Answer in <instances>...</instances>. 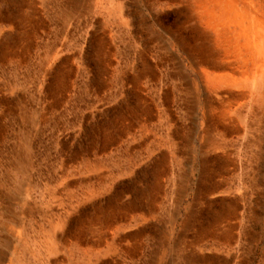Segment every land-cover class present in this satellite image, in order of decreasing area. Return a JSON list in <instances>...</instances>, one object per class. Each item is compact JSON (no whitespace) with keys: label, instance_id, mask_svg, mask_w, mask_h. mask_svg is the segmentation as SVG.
<instances>
[{"label":"rangeland","instance_id":"obj_1","mask_svg":"<svg viewBox=\"0 0 264 264\" xmlns=\"http://www.w3.org/2000/svg\"><path fill=\"white\" fill-rule=\"evenodd\" d=\"M102 1L0 0L1 264H264V109L203 88L205 6Z\"/></svg>","mask_w":264,"mask_h":264},{"label":"bare ground","instance_id":"obj_2","mask_svg":"<svg viewBox=\"0 0 264 264\" xmlns=\"http://www.w3.org/2000/svg\"><path fill=\"white\" fill-rule=\"evenodd\" d=\"M195 3L196 6L198 5L200 8L205 6L202 10L197 9L195 13L215 53L211 69H214L216 72L204 70L203 74L200 76V82L203 88L210 94L215 95L218 99L220 98L221 103L223 102L222 104H227L230 108L236 105L234 110L231 111L232 114L231 112L229 113V109L223 110L221 117H235L239 119L240 122L245 123V121L250 120L249 115L253 113L254 109H264V0H196ZM222 93H226L227 95L224 96ZM240 101H243V103L239 104ZM223 108H225V105ZM244 111L247 114L244 113ZM7 229L9 230V228ZM51 231L49 233H51ZM24 235L27 236L25 233ZM21 237L23 238V236ZM4 238L3 236L1 240L4 241ZM43 239H45V237ZM9 241L10 239L8 242ZM50 241L49 239V242ZM53 243L54 242H52V244ZM22 245L21 243L20 247H22ZM13 249L15 250V248ZM44 249L45 248H43V250ZM83 254L86 253L80 252V261L78 260V264H96L92 256L86 257V255L83 256ZM3 255L4 254L0 251V264L2 263ZM23 259L22 256H18L17 264H25L26 262L24 263ZM14 262L15 261L12 263Z\"/></svg>","mask_w":264,"mask_h":264}]
</instances>
